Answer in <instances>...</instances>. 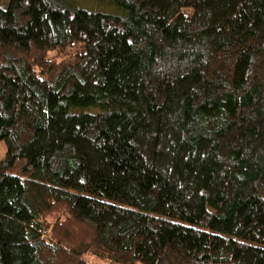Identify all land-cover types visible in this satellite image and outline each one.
Instances as JSON below:
<instances>
[{"label":"trees","instance_id":"obj_1","mask_svg":"<svg viewBox=\"0 0 264 264\" xmlns=\"http://www.w3.org/2000/svg\"><path fill=\"white\" fill-rule=\"evenodd\" d=\"M0 264H264V0H0Z\"/></svg>","mask_w":264,"mask_h":264},{"label":"rangeland","instance_id":"obj_2","mask_svg":"<svg viewBox=\"0 0 264 264\" xmlns=\"http://www.w3.org/2000/svg\"><path fill=\"white\" fill-rule=\"evenodd\" d=\"M5 153H6V149H5L4 144H0V161L4 159ZM86 259L91 264H108V263L101 262V261H99L95 258H92V257H86Z\"/></svg>","mask_w":264,"mask_h":264},{"label":"crops","instance_id":"obj_3","mask_svg":"<svg viewBox=\"0 0 264 264\" xmlns=\"http://www.w3.org/2000/svg\"><path fill=\"white\" fill-rule=\"evenodd\" d=\"M3 147V146H2Z\"/></svg>","mask_w":264,"mask_h":264}]
</instances>
